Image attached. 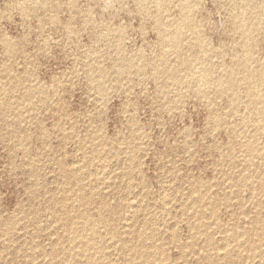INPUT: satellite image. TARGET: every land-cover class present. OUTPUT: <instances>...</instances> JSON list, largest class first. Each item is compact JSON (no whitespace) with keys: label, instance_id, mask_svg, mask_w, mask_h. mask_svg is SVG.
<instances>
[{"label":"rangeland","instance_id":"374dc122","mask_svg":"<svg viewBox=\"0 0 264 264\" xmlns=\"http://www.w3.org/2000/svg\"><path fill=\"white\" fill-rule=\"evenodd\" d=\"M263 194L264 0H0V264H264Z\"/></svg>","mask_w":264,"mask_h":264},{"label":"bare ground","instance_id":"6f19581e","mask_svg":"<svg viewBox=\"0 0 264 264\" xmlns=\"http://www.w3.org/2000/svg\"><path fill=\"white\" fill-rule=\"evenodd\" d=\"M137 3V2H136ZM160 14V13H159ZM185 14V13H184ZM241 15V14H240ZM191 16V15H190ZM180 17V16H179ZM162 19V18H161ZM175 27V26H174ZM160 29V28H159ZM162 34V33H161ZM249 35V34H248ZM162 38V37H161ZM166 41V40H165ZM173 45L175 44V41H172ZM154 60V59H153ZM191 63V62H190ZM206 77V76H205ZM190 81V80H189ZM104 86V85H103ZM257 88V87H256ZM202 90V89H201ZM255 97V96H254ZM255 100V99H254ZM253 104V103H252ZM215 125V124H214ZM74 172V171H73ZM201 186V185H200ZM204 191V190H203ZM264 195V194H263ZM201 202V201H200ZM72 205V204H71ZM74 205V204H73ZM70 206V205H69ZM132 206V205H131ZM197 206V205H196ZM69 208V207H68ZM70 209V208H69ZM136 211V210H135ZM63 226V225H62ZM79 230V229H77ZM83 231V230H82ZM227 244V243H226ZM154 247V246H153ZM159 247V246H158ZM225 248V247H224ZM223 250V249H222ZM231 252V251H230ZM160 254V253H159Z\"/></svg>","mask_w":264,"mask_h":264}]
</instances>
